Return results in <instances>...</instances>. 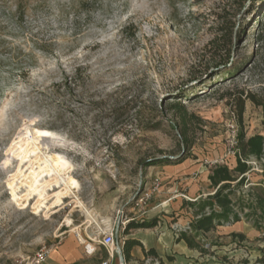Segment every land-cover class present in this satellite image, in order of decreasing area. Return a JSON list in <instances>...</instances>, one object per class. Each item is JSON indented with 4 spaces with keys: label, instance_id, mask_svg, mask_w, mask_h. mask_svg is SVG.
Returning a JSON list of instances; mask_svg holds the SVG:
<instances>
[{
    "label": "rangeland",
    "instance_id": "1",
    "mask_svg": "<svg viewBox=\"0 0 264 264\" xmlns=\"http://www.w3.org/2000/svg\"><path fill=\"white\" fill-rule=\"evenodd\" d=\"M234 2L0 0V264H47L69 241L86 256L90 240L109 230L115 237L119 230L123 248L136 232L124 234L130 223L155 218L157 227H186L191 200L212 193L213 167L236 166L233 138L264 137L263 107L245 101L242 119L236 107L241 91L264 89L258 41L264 1L249 0L246 8ZM222 15L242 28L228 45L230 69L220 66L213 49ZM174 103L185 113L173 110ZM26 127L49 131L62 143L48 152L65 158L71 166L65 177L78 188L60 206L53 205L57 188H45L40 211L38 195L27 207L25 199L13 200L15 176L18 197L28 193L20 180L30 164L21 165L12 149ZM182 156L188 158L145 174L140 166ZM249 164L248 181L256 184L264 158ZM232 242L239 249L234 255ZM205 243L212 244L205 264H257L264 256L263 235L238 243L211 233Z\"/></svg>",
    "mask_w": 264,
    "mask_h": 264
},
{
    "label": "trees",
    "instance_id": "2",
    "mask_svg": "<svg viewBox=\"0 0 264 264\" xmlns=\"http://www.w3.org/2000/svg\"><path fill=\"white\" fill-rule=\"evenodd\" d=\"M249 0H236L235 5L246 8ZM256 0H252L254 3ZM264 1V0H263ZM17 16L14 19H18ZM223 26L220 29L221 36L213 44L215 50V57H218L220 66L224 69H230L231 54L228 49L229 43L234 37L242 34V28L239 23L230 20L231 17L220 16ZM240 22V21H239ZM258 41L264 44V19L260 22V31ZM233 65V64H231ZM235 69V66L229 71L230 73ZM187 97L191 92H186ZM231 96V94H228ZM251 101L254 105L263 107L264 111V89L260 94H251L241 91L236 99V107L239 119H242L245 108V101ZM173 110L184 112L185 109L180 107V104H172L170 106ZM264 125V117H263ZM184 150L190 148V140L187 136V125L184 122L183 128L180 132ZM188 157L182 156L178 158L164 157L153 158L141 162L143 174L146 173L150 167L162 165H176L185 161ZM255 158L258 162L264 158V137L256 135L246 139L245 135L241 133L238 136L237 153L235 154L236 166L231 169L227 165H215L211 170L208 180L210 182V189L212 194L206 199L201 200L196 205L191 204L196 219L191 220L190 223L181 229L174 230L176 235V242L184 241L190 249H195L201 255H206L211 249L212 244H206L202 236L217 229V227L231 226L235 223L245 221L251 224L257 231L264 230V188L254 186L248 181V176L252 174V166L249 160ZM248 186L246 191L243 187ZM158 225V219L149 221H141L137 223H130L125 229V235L131 229H152ZM233 238H238L240 243L245 241V236L242 234H233ZM120 244V240H118ZM135 246L141 244L135 240L123 241V256L125 261L130 259V251ZM147 256L157 258L153 250L146 252ZM160 264H163L161 260ZM257 264H264V256L257 260Z\"/></svg>",
    "mask_w": 264,
    "mask_h": 264
},
{
    "label": "crops",
    "instance_id": "3",
    "mask_svg": "<svg viewBox=\"0 0 264 264\" xmlns=\"http://www.w3.org/2000/svg\"><path fill=\"white\" fill-rule=\"evenodd\" d=\"M252 185L264 188V171L261 180ZM212 193L198 195V197L191 201H193V205H196ZM194 219H196V216L193 212L192 219H189L185 223V226ZM262 232H264V230L261 232L257 231L251 224L241 221L231 226L217 227V229L203 235L202 239L205 242V237L211 233L225 235L229 238H233V234H242L246 238L245 241L242 242L244 243L253 240L255 237L259 238L262 235L264 237V233ZM77 238L80 243H85V240L81 236ZM233 239L234 241L238 240V243H240L238 238ZM126 240H135L139 242L141 246H135L131 249L130 259L129 261H125V264H143L145 258L148 257L146 252L150 250H153L156 253L157 259L161 260L163 264H205L209 261V255H201L197 250L190 249L184 241L176 242L174 230L164 229L160 226H156L152 229H136L133 237L127 238ZM232 244L234 248L230 250V255H234L233 253L239 250L237 249L238 246L236 242H232ZM78 249L79 248H77L75 242L69 241L63 245L59 253H56L51 257V260L47 264H75L77 262H82V264H103L108 258L106 250L100 246L97 247V251L94 255L86 254V256H82L78 253ZM112 264H121L119 257H116Z\"/></svg>",
    "mask_w": 264,
    "mask_h": 264
},
{
    "label": "bare ground",
    "instance_id": "4",
    "mask_svg": "<svg viewBox=\"0 0 264 264\" xmlns=\"http://www.w3.org/2000/svg\"><path fill=\"white\" fill-rule=\"evenodd\" d=\"M55 135L45 130H32L29 127L21 130V133L13 142V148L17 151V157L22 164L29 162V174L23 175V179L20 180L21 184H24L28 188V193L24 197H18L16 183L19 180L17 176L11 179L9 183V189L13 200L22 201L27 207L29 199L32 196L38 195L39 198L36 203V207L39 210L45 205V188H57L58 192L55 194L56 200L54 206L62 205L63 199L67 198L73 189L78 188L76 180L70 176L65 177L71 171V166L60 154L50 155L48 152L50 149L61 146ZM32 158L34 160L32 161ZM50 178L49 181L41 183L42 179ZM73 194V193H72ZM78 199V198H77ZM79 200V199H78ZM82 206V203L79 202ZM35 206V205H34ZM40 211V210H39ZM87 214V213H86ZM90 218V217H89ZM93 242H97V239H92Z\"/></svg>",
    "mask_w": 264,
    "mask_h": 264
},
{
    "label": "built area",
    "instance_id": "5",
    "mask_svg": "<svg viewBox=\"0 0 264 264\" xmlns=\"http://www.w3.org/2000/svg\"><path fill=\"white\" fill-rule=\"evenodd\" d=\"M237 144L238 141L236 137H234L231 142L233 150L237 147ZM246 188H248V186H246ZM100 235L101 239L97 240V242H93L92 239L90 240L85 246V252L87 255H94L98 246L103 247L108 255L107 260L103 264H112L115 258L118 257L117 238L115 237L113 230L102 231ZM44 260L45 255H41L39 257V262ZM143 264H160V261L157 258L148 256L143 261Z\"/></svg>",
    "mask_w": 264,
    "mask_h": 264
},
{
    "label": "water",
    "instance_id": "6",
    "mask_svg": "<svg viewBox=\"0 0 264 264\" xmlns=\"http://www.w3.org/2000/svg\"><path fill=\"white\" fill-rule=\"evenodd\" d=\"M118 232H119V230L117 229L116 230V238H117L118 257H119L121 264H125V259L123 256V249L118 242Z\"/></svg>",
    "mask_w": 264,
    "mask_h": 264
}]
</instances>
